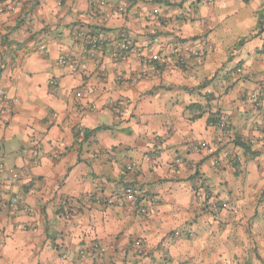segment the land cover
<instances>
[{"label":"crops","instance_id":"crops-1","mask_svg":"<svg viewBox=\"0 0 264 264\" xmlns=\"http://www.w3.org/2000/svg\"><path fill=\"white\" fill-rule=\"evenodd\" d=\"M12 1L0 2V232L27 234L20 264H66L81 228L91 247L80 240L77 259L98 245L107 264H154L164 242V264H264V99L248 101L264 89V0ZM83 37L99 48L86 52ZM152 54L187 58L152 71ZM117 136L119 179L83 171ZM203 142L220 150H196ZM133 153L149 175L128 169ZM88 179L100 192L114 183L115 199L73 198ZM127 186L144 197L131 211ZM13 194L15 212L1 205Z\"/></svg>","mask_w":264,"mask_h":264},{"label":"clouds","instance_id":"clouds-1","mask_svg":"<svg viewBox=\"0 0 264 264\" xmlns=\"http://www.w3.org/2000/svg\"><path fill=\"white\" fill-rule=\"evenodd\" d=\"M256 5H253L255 7ZM250 23H255V19L253 21H250ZM149 139H151V134L149 133L148 136ZM119 137L117 136V139L111 140L108 144H105L101 142L96 146V148L93 150L96 153H104L105 156L101 157L100 159H96L93 162L92 157L86 156V159L92 163L91 168L84 167L83 171L90 172L95 171L97 174H104L106 176H112L113 181H116L119 179L120 175L122 174L120 172L121 165L125 161V156L119 154ZM117 146V150L113 151V146ZM110 154V157H115L113 160V163L111 165H108L107 171H105V168L103 167V161L105 158H108ZM134 159V166H132L131 170L135 171L136 169H143L144 175H149L148 168L152 165L149 164L146 160L140 159L136 157V155L133 153ZM165 159H168L166 156ZM155 163V162H153ZM115 167L116 171L113 172L112 168ZM15 178V177H13ZM144 177H141L143 180ZM107 184V181H105ZM99 185L100 182L96 181L93 183L91 179H88L86 181L79 182L78 186L73 190L72 196L73 198H82L83 202L87 204L89 196L93 194H97L99 198L103 197H110L112 199H115V197L111 196L112 190L115 186V184H107V192H100L99 191ZM29 203H32V201H29ZM76 207H79V205H76ZM4 227V225H0V228ZM132 229H129V232H131ZM128 233H125L127 236ZM8 240L9 243L7 245L5 244V240ZM23 239L24 243H29V240L27 238V234L21 233V232H14L12 230H9L7 235H5L3 232H0V249H3V253L0 254V264H20V262L27 258L28 255H31L27 251V249L22 248L19 241ZM71 239V237H70ZM85 240V244L83 245L84 249H89L91 247V237L86 236L85 229L81 228L77 231H75V241L76 246L72 247V251L70 255L67 258L66 264H107L108 259L112 258V254L109 250L105 249L102 251L96 252V254L93 255H85L83 259H77V253L80 251V245L79 241ZM105 243H109V241H105ZM152 243H155L152 241ZM151 247V244L149 245ZM141 247L140 244H137V248ZM38 250V249H37ZM155 255V261L154 264H164V258L168 256L167 251V245L162 242V246L160 249L154 250ZM35 259V258H33Z\"/></svg>","mask_w":264,"mask_h":264},{"label":"built area","instance_id":"built-area-1","mask_svg":"<svg viewBox=\"0 0 264 264\" xmlns=\"http://www.w3.org/2000/svg\"><path fill=\"white\" fill-rule=\"evenodd\" d=\"M2 0H0L1 2ZM24 0H13L10 9L11 10H15L16 7L23 2ZM83 43H84V47H85V51H92V50H96L97 48H99L100 43L99 41L92 39V38H87V37H83ZM131 50V44L129 41L125 40L118 48H116L115 50H113L112 52H110V56L113 59L119 60L124 58L128 52ZM194 57L199 58L198 54L195 53L193 54ZM187 56H183V55H176L173 58L170 57H160L157 54H152L151 55V61L152 66H151V70L152 71H156L157 68L161 67V66H166V65H175V66H182L185 63ZM59 64H65V59L61 58L59 60ZM146 75L144 72L140 73L136 80H140L142 78H144ZM264 99V89L263 90H259L255 93L249 94L248 96V101H250L251 103H253L255 106L260 105V101ZM53 117H56L55 115H53ZM215 126L219 129H223L225 127V124L223 122H216ZM260 133L263 135L264 134V129H262L260 131ZM40 142L39 139L37 138H31L29 141V151L30 153L35 156L39 151H40ZM196 150L199 151H206L208 154L210 155H214L215 153H217L220 148L216 145H208L207 143H199L196 147ZM133 166V165H132ZM132 166H129L128 169H131ZM0 168H3L2 165H0ZM13 170H9V173H13ZM143 192L140 188L135 187V186H127L124 191H123V202L126 204V208L128 211H131L132 207L135 206V203H137V201L143 199ZM198 200H201L202 198L200 196H197ZM148 203H156L158 200L156 197L154 196H150L147 198ZM23 203V199L20 195L17 194H13L11 195L7 201L2 202V207L6 210L15 212L19 209V207L22 205ZM215 210V208H214ZM138 213L139 214H146V210L142 207L138 208ZM70 214L67 213L66 214V218H69ZM139 244V243H137ZM136 244V246H137ZM94 250L97 251H102V248L98 245H95L93 247ZM138 252L139 253H143L141 247L138 248ZM86 254L84 252L80 253L81 258H83Z\"/></svg>","mask_w":264,"mask_h":264}]
</instances>
